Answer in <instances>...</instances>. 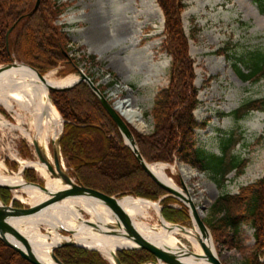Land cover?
Wrapping results in <instances>:
<instances>
[{"label": "trees", "instance_id": "1", "mask_svg": "<svg viewBox=\"0 0 264 264\" xmlns=\"http://www.w3.org/2000/svg\"><path fill=\"white\" fill-rule=\"evenodd\" d=\"M166 17L164 48L173 57L170 83L156 95L150 115L153 132L141 134L130 126L143 158L149 163H173L179 159L208 174L221 189L229 174L241 172L245 161L231 150L236 141L231 134L221 140L220 154L210 153L198 146L197 129L202 123L196 118L201 101L195 84L194 60L189 54L182 13L183 0H158ZM264 14V0H254ZM0 0V65L18 61L45 75L67 64L72 50L71 39L57 25L64 6L54 0ZM93 66L103 65L95 55L83 56ZM75 64V63H74ZM248 74L235 65L244 80L264 77V53L253 55ZM114 76V74H112ZM105 93L106 87L99 86ZM54 105L64 119L60 151L70 174L85 187L119 198L135 196L158 201L167 193L143 170L136 155L125 144L118 126L101 101L86 83L69 90L51 91ZM264 110V99L249 101L234 113L243 110ZM2 110V109H1ZM28 181L36 182L34 171L27 170ZM0 198L10 204L12 192L0 189ZM176 198L161 201L164 218L171 223L190 222L186 207L177 208ZM14 206L23 207L19 201ZM215 242L243 254L240 264H264V175L243 186L238 193H221L204 220ZM246 227L254 230V246H247ZM56 255L65 264H110L94 250L66 246ZM122 264L156 263L154 255L145 250H124L118 253ZM0 264H32L0 238Z\"/></svg>", "mask_w": 264, "mask_h": 264}, {"label": "rangeland", "instance_id": "2", "mask_svg": "<svg viewBox=\"0 0 264 264\" xmlns=\"http://www.w3.org/2000/svg\"><path fill=\"white\" fill-rule=\"evenodd\" d=\"M54 1L64 6L56 23L71 39L70 57L74 59L75 65L101 87L107 86L115 78L109 73L116 75L125 85L123 99H131L132 104L144 114L145 128H133L141 134H151L153 120L150 113L157 93L170 83L173 60L164 48L166 17L158 0ZM183 3L186 8L182 13V21L189 38V54L194 60L195 84L200 90L201 104L195 113L197 120L202 123L196 132L198 146L207 152L220 154L221 140L233 134L236 145L231 154L245 161V168L241 172L229 174L223 189L208 174L179 159L173 163L156 162L166 164L167 173L174 182L182 189L184 184L191 196L202 200L196 206L205 220L221 193H238L241 187L264 175V110H243L239 116L234 113L249 101L264 99V77L244 80L234 67L238 65L243 73L248 74L253 55L264 53V14L254 0H183ZM91 48L97 49L104 57L100 58ZM88 55L97 56L103 67L93 66L82 59ZM74 63L67 62L45 76L61 80L78 74ZM15 110H6L0 104V115L11 124L19 125L26 111L19 106ZM22 125L26 127V124ZM50 150L53 161L52 143ZM22 161H39L33 145L22 137L18 128L0 124V162L6 167L3 172L7 175L19 173ZM181 165L188 166L196 175L185 178L180 170ZM34 173L37 182L45 183L38 172ZM22 177L28 181L24 175ZM12 195H16V192L13 191ZM19 199L24 207L33 205L26 194ZM161 199L155 202L162 207ZM176 199L180 203L174 204L175 207H186L181 200ZM187 210L190 216L187 225L169 223L193 228L195 222L193 225L189 208ZM145 221L150 225H158L160 216L152 210ZM245 229V244L254 246V230L249 227ZM41 230L46 233L47 227L43 225ZM209 230L221 261L224 264H240L243 254L234 248L217 244ZM59 232L64 237L72 236L62 230ZM181 240L194 252L190 241L185 238Z\"/></svg>", "mask_w": 264, "mask_h": 264}, {"label": "bare ground", "instance_id": "3", "mask_svg": "<svg viewBox=\"0 0 264 264\" xmlns=\"http://www.w3.org/2000/svg\"><path fill=\"white\" fill-rule=\"evenodd\" d=\"M91 50L95 51L100 58L104 57L98 53L97 49L91 48ZM46 79L47 83L42 81L34 70L22 64L1 71L0 104L14 111L16 106H19L26 111V114L19 125L11 124L0 115V124L4 127L18 128L22 137L31 145H34L36 141L39 142L48 160L51 161L50 145L59 139L63 119L49 99L48 84L59 87L70 86L76 83L80 76L73 74L64 79L55 80L50 75H46ZM118 109L136 129L145 128L143 111L135 107L131 99L120 102ZM22 123L26 124V127ZM22 163V169L28 166L38 171L50 191L56 192L67 187L59 179H53L47 166L40 161H22ZM180 167L185 178L189 179L196 175L195 171L188 166ZM149 168L159 180L189 197L193 203L202 201L191 196L188 188L186 192L174 182L167 173L166 164L154 163L150 164ZM4 169H6L5 165L0 162V184L14 186L17 197L24 198L26 194L33 205L49 197L38 187L28 185L21 173L7 175L3 172ZM120 204L133 221L139 234L148 241L164 249L177 250L183 243L181 238H185L190 241L196 254H203L200 242L206 240L196 223L193 228L186 229L174 226L161 217L159 205L151 201L126 197L120 200ZM152 210L160 216L158 225H150L145 221ZM114 223L115 219L109 209L88 198H67L28 220L14 222L15 226L29 239L39 259L48 264H53L54 247L70 239L98 249L112 264H115L114 254L119 249L133 246L134 243L120 235L110 234L111 230L106 225ZM91 224L97 225L98 229L93 228ZM43 225L47 227L46 233L41 230ZM61 229L71 230L72 236H62L59 232ZM186 260L198 262L195 257H188Z\"/></svg>", "mask_w": 264, "mask_h": 264}, {"label": "water", "instance_id": "4", "mask_svg": "<svg viewBox=\"0 0 264 264\" xmlns=\"http://www.w3.org/2000/svg\"><path fill=\"white\" fill-rule=\"evenodd\" d=\"M40 2L41 0H37L36 9L39 7ZM18 64L19 63L14 61L13 63L2 65L0 66V72L3 71L4 69L10 68ZM22 65H25L30 69L34 70L42 79V81L47 83L46 77L41 73H39L36 69L26 64H22ZM77 71L80 76V79L76 83L70 86L59 87L48 84L49 99L52 100L50 94L51 91L69 90L80 83H86L87 85H89V87L92 89V91L101 101L103 107L106 109L108 114L111 116V118L118 126L119 130L123 135L126 145L129 146L131 150L134 152L143 170L149 175V177L152 178V180L161 189H163L166 193H168L169 196L178 198L189 208L191 217L193 219V225L195 222L205 236L206 241L200 242L202 246L203 254L199 255L193 251H190L184 244H181L177 250H169V249L161 248L155 245L154 243L148 241L141 234H139V232L136 230L134 226L133 221L121 206L120 200L123 198H119L116 196H109L96 189L85 187L76 178L72 177L70 173L65 169L60 153V142H61V135L63 134V130L61 132L59 139L56 142L52 143L53 163L48 160V157L43 152V149L41 148L39 142L36 141L34 143V148L40 162L47 166V170L51 174V177L53 179H59L67 187L58 190L56 192H52L48 189L46 183L45 185H40L38 183L26 182L28 185L38 187L39 189L47 193L49 197L37 204L23 208L15 207L13 203H11L10 205L0 203L1 240L4 243H6L9 247L16 250L25 260L29 261L30 263L48 264L39 259V257L33 251L29 239L19 230L17 226H15L14 222L28 220L67 198H88L102 204L112 213V217L115 219V223L106 225V227H108L111 230L109 231L110 234L120 235L134 243L133 246L119 249L118 252L123 250H145L155 256L157 260L156 264H224L216 253L211 232L207 227L205 221L203 220V217L199 212V208L195 205V203H193V201L189 197L183 195L182 193L176 191L174 188L165 184L153 174V172L149 168L150 164L143 158L139 150L134 134L129 127L128 120L125 119L120 113H118L113 108L111 103L107 100L105 95L100 91L98 86L89 78V76H87L81 69H78ZM26 168L28 167H25L22 172H24ZM182 187L184 191L187 192V188L184 184H182ZM0 189H7L13 191L15 190V187L11 185L0 184ZM15 199L17 198L14 197L13 201ZM135 199H142V198H135ZM157 204L159 205V203ZM160 215L164 219L161 207H160ZM91 225L93 228L98 229L97 225L95 224H91ZM174 226H178L182 229H186L185 226H180V225H174ZM61 230L71 235L73 234L71 230L68 229H61ZM66 246L82 247L85 249H90L100 252L96 248L88 247L87 245L81 244L75 240L70 239L54 247L52 252L53 264H65L56 255L55 251L58 248H62ZM118 252L114 254L115 264H122L118 256ZM188 257H195L196 259H198V262L187 261L186 258Z\"/></svg>", "mask_w": 264, "mask_h": 264}, {"label": "built area", "instance_id": "5", "mask_svg": "<svg viewBox=\"0 0 264 264\" xmlns=\"http://www.w3.org/2000/svg\"><path fill=\"white\" fill-rule=\"evenodd\" d=\"M125 87L121 83H115V85L108 89V98L114 102V106L118 109L119 103L124 102L127 99H123Z\"/></svg>", "mask_w": 264, "mask_h": 264}, {"label": "flooded vegetation", "instance_id": "6", "mask_svg": "<svg viewBox=\"0 0 264 264\" xmlns=\"http://www.w3.org/2000/svg\"><path fill=\"white\" fill-rule=\"evenodd\" d=\"M25 154H27V152L25 151Z\"/></svg>", "mask_w": 264, "mask_h": 264}]
</instances>
